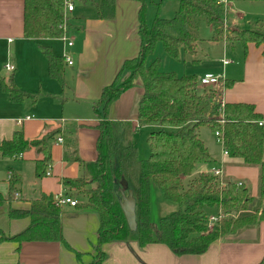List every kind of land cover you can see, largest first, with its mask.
<instances>
[{
  "label": "trees",
  "instance_id": "trees-1",
  "mask_svg": "<svg viewBox=\"0 0 264 264\" xmlns=\"http://www.w3.org/2000/svg\"><path fill=\"white\" fill-rule=\"evenodd\" d=\"M65 1L23 0V37L35 41L65 36L72 28L64 9ZM77 1L92 7L98 20H110L118 0ZM126 1L140 5L137 12L138 53L136 57L123 61L113 82L102 89L98 101L93 104V112L100 119L96 127L99 133L97 158L89 165L79 163L86 168L89 178L64 182L82 200L74 208L94 212L98 217L94 256L89 264H102V246L114 242H133L140 248L159 244L177 257L199 256L218 239L264 222V124L254 113L253 106L225 103L220 112L217 92L213 88L198 83L195 76L177 77L173 73L161 72L158 59L148 63L158 43L163 52L175 60L180 50L189 56L196 55L200 42L197 29L201 21L212 31V42H238L244 51L249 43L262 47L264 63V19L257 21L252 29H232L229 37L224 35L226 9L223 3L219 4L218 0H179L172 18L156 17L148 28L146 0ZM221 1L225 4H264V0ZM39 51L46 60L48 77L63 84L62 58L41 45ZM137 80L142 88L137 104V124L154 128L147 137L149 156L144 161L138 158L130 125L107 119L112 103ZM230 85L231 82H227L224 88ZM1 89L12 102H20L26 97L13 85L6 86L1 82ZM218 115H221V123ZM202 126H207L212 133H221L223 149L229 158L241 159L244 166L258 169L256 198L251 197L243 183L220 182L210 173H199L184 185L183 179L209 161L208 152L197 133ZM51 139L52 135L28 143L21 133H15L11 140L0 144V155L10 158L30 147H41L44 156L35 164V175L39 180L46 176L51 165L47 152V143ZM122 180L135 201L134 232L128 228L120 209L117 190ZM151 185L158 189L165 201L177 206L176 212L161 218L156 226L151 224L149 214ZM11 191H15L13 185ZM2 204L0 199V206ZM212 209L220 210L223 219L208 231L207 212ZM61 213V207L55 205L52 197L32 201L28 211L11 210L8 213L10 218L27 217L29 224L12 237L0 232V242L10 241L18 245L60 242L69 248L62 238ZM76 259L79 261L80 254H76Z\"/></svg>",
  "mask_w": 264,
  "mask_h": 264
},
{
  "label": "crops",
  "instance_id": "crops-1",
  "mask_svg": "<svg viewBox=\"0 0 264 264\" xmlns=\"http://www.w3.org/2000/svg\"><path fill=\"white\" fill-rule=\"evenodd\" d=\"M71 3L74 9L67 13V18L72 28L65 35L67 40L34 41L23 37V0H0V144L11 140L15 133H21L28 143L52 135L47 143L51 165L48 175L42 179L38 180L35 175V164L44 156L41 147H30L10 158L0 155V199L3 201L0 206V232L6 237L19 234L29 224L27 217L10 218L8 213L11 210L28 211L32 201L57 195L81 204L82 200L75 196L76 191L66 187L64 182L88 179L86 168L79 163L89 165L96 161L99 135L96 127L100 119L93 112V104L98 101L102 89L113 82L123 61L136 57L138 53V3L118 0L110 20H98L93 12H84L89 5L77 0ZM234 4L225 5L224 35L229 37L232 29H241L238 24H241L242 15L235 11ZM230 11L232 23L228 19ZM247 24L254 26L253 23ZM209 33L211 38L212 31L209 30ZM68 41L72 44L70 47L67 46ZM220 41L223 58L218 63L222 68L209 67L203 76L195 77L197 82L204 76L217 78L215 86L209 85L217 92L216 100L223 104L253 106L254 113L264 124L262 47L249 43L244 51L240 43L230 42V57L233 59L229 61L224 57L228 53V42ZM233 43L239 46L235 48ZM39 45L50 48L55 56L62 58L63 84L48 77L47 63ZM66 59L71 62L70 66L66 64ZM223 61L228 63L223 65ZM1 82L6 86L13 85L26 97L20 102H12L2 91ZM227 82L231 85L224 88ZM141 95L142 88L137 80L132 88L119 95L108 110L109 121L130 125L132 138L140 128L150 133L154 130L137 124V104ZM199 129L198 137L208 152L209 161L183 179L184 185L199 173L219 170L221 182L243 183L250 195L256 197L258 169L244 166L241 159L229 158L214 133V140L206 136L202 139ZM58 138L62 139L60 144L56 143ZM262 159L264 161V150ZM187 179L188 182H185ZM12 185L15 191H11ZM61 209L62 238L69 248L60 242L20 245L10 241L0 242V264H89L94 256L97 237L96 213L66 205ZM217 214H221L220 210H208L207 217ZM101 251L104 254L102 264H261L264 261V222L218 239L199 256L177 257L164 245L151 244L140 248L133 242L106 244ZM77 253L80 254L79 261Z\"/></svg>",
  "mask_w": 264,
  "mask_h": 264
},
{
  "label": "rangeland",
  "instance_id": "rangeland-1",
  "mask_svg": "<svg viewBox=\"0 0 264 264\" xmlns=\"http://www.w3.org/2000/svg\"><path fill=\"white\" fill-rule=\"evenodd\" d=\"M179 0H146L145 5V19L148 28L151 26L153 20L158 17L160 19H170L174 16L177 10ZM235 11L242 15L241 24L238 26L241 29H251L253 26H249L247 23H255L258 19H264V4L262 3H236L234 4ZM78 12V11H77ZM84 12H93L95 16V10L92 7L84 9ZM235 12V14H236ZM229 23H232L231 11L228 14ZM208 26L201 21L197 33L199 40H202L197 46L196 55L189 56L180 50L179 57L177 60L168 57L162 50L161 44L158 43L155 46L153 56L148 59V63L154 59L159 60V69L161 72L173 73L177 77L182 76H195L201 77L206 73L209 67L220 68V62L218 61L223 58V45L221 41L212 42L210 38ZM226 32L224 31V34ZM228 42L226 45L227 56L226 59L231 61V49L232 44ZM233 45L238 47L233 43ZM230 54V55H229ZM202 139L206 136L210 140H214L213 133L209 130L207 126H202L199 129ZM150 131L145 128H140L133 134V141L137 149V155L139 160L144 161L149 156V148L147 144V137ZM190 180V179H189ZM188 182V179L185 181ZM252 197V196H251ZM257 197V191H256ZM252 197V198H256ZM177 206L173 203L167 202L162 197L158 189L151 185L150 187V222L153 226L158 224L161 218H164L174 212H176Z\"/></svg>",
  "mask_w": 264,
  "mask_h": 264
},
{
  "label": "built area",
  "instance_id": "built-area-1",
  "mask_svg": "<svg viewBox=\"0 0 264 264\" xmlns=\"http://www.w3.org/2000/svg\"><path fill=\"white\" fill-rule=\"evenodd\" d=\"M218 3L219 4L220 3H223V5H226L224 1H218ZM64 4H65L64 5L65 12L66 13H71L73 11V9H74L71 1L70 0H66ZM61 40L62 41H66L67 39H66L65 36H63L61 38ZM71 45L72 44L70 43V41H68L67 42V46L70 47ZM227 63L228 62H226V61H223L222 62L223 65H226ZM66 64L68 66H70L71 65V62L68 59H66ZM6 69L7 70H10L8 67H6ZM200 82H201L202 85H206V86L213 85V86H215L218 83V79L217 78H215V79L214 78H211L210 76H204L203 79ZM223 105L224 104L220 101L219 102V106H220L219 107V110H220V112L223 109ZM218 122L221 123V115H220V118H218ZM214 136L223 145L221 133L215 132L214 133ZM61 142H62V139L61 138H58L56 140V143L57 144H60ZM46 175H48V173ZM210 175L213 176V177H215V178H217V179H219V181L221 182V180H220L221 172L219 170H211L210 171ZM222 186L223 185H221V187ZM53 202L55 203L56 206H59V207L66 205V206H69V207H72L73 208V207H75L77 205V203L75 201L71 200L70 198H67L66 196H61V195L55 196L53 198ZM222 219H223V216L221 214H217L216 216H209V217H207V221H206L207 230L208 231H211L214 228V226H216V224L220 220H222Z\"/></svg>",
  "mask_w": 264,
  "mask_h": 264
},
{
  "label": "water",
  "instance_id": "water-1",
  "mask_svg": "<svg viewBox=\"0 0 264 264\" xmlns=\"http://www.w3.org/2000/svg\"><path fill=\"white\" fill-rule=\"evenodd\" d=\"M204 171V169H203ZM124 191L127 192V195L124 194ZM119 194L121 195L120 208L125 218L128 228L134 232L136 229L135 222V201L132 196V192L127 190V185L124 180L121 181L120 187L118 189ZM264 264V261L262 262Z\"/></svg>",
  "mask_w": 264,
  "mask_h": 264
}]
</instances>
